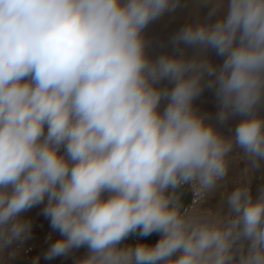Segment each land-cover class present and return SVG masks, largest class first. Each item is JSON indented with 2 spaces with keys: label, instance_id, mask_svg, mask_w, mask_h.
I'll use <instances>...</instances> for the list:
<instances>
[{
  "label": "clouds",
  "instance_id": "1",
  "mask_svg": "<svg viewBox=\"0 0 264 264\" xmlns=\"http://www.w3.org/2000/svg\"><path fill=\"white\" fill-rule=\"evenodd\" d=\"M174 7L0 0V250L28 238L21 213L47 199L43 215L61 234L49 260L86 246L77 264H264V192L254 201L236 187L227 215L181 212L175 196L190 183L202 199L226 174L233 147L193 109L205 75L218 121L245 117L235 144L264 158V118L255 115L264 100V0H228L215 23L173 37L226 57L218 69L197 57L146 56L143 29ZM164 78L174 81L170 91L155 86ZM137 232L162 235L122 246Z\"/></svg>",
  "mask_w": 264,
  "mask_h": 264
},
{
  "label": "rangeland",
  "instance_id": "2",
  "mask_svg": "<svg viewBox=\"0 0 264 264\" xmlns=\"http://www.w3.org/2000/svg\"><path fill=\"white\" fill-rule=\"evenodd\" d=\"M216 4H220V7L214 15L209 17V12ZM227 7L228 0H175L174 8L166 10L143 29L142 36L145 40L146 56L151 61L157 60L161 55L183 57L184 59L197 57L198 59L207 60L218 69L226 57L217 55L216 51L210 47L202 48L198 45H189L183 42L175 44L173 37L189 25L215 23L216 20L226 15ZM212 79L213 77L208 75L202 78L203 89L200 95L193 99L192 106L198 115L205 118L206 124H211L226 140H232L233 147L225 157L226 174L211 189L208 199L195 212L200 215L209 213L227 215L229 212L227 197L236 187H247L248 182L252 178H259L260 182L249 192L254 201L264 192V158L251 157L235 144V129L245 117L230 113L223 123L218 121L217 116L221 109V104L216 95L215 85L212 87L208 86ZM155 86L170 91L174 87V81L164 78L156 83ZM167 103L168 100L166 98L161 99L158 106V110L161 113ZM255 115L264 118V100L257 105ZM61 153H63V148ZM46 203L47 199H45L44 203L21 213L22 219L31 222L30 235L27 239L15 241L0 250V263L15 264V261L9 263L10 261L7 258V253L14 243H30L37 246L29 261L32 264H77V261L85 256L83 252L84 246H82L79 249L71 250L66 255L58 256L51 260L45 258L50 245L61 238V234L51 228L49 218L43 215L42 210ZM47 233L52 234L53 239L47 243H42L40 238ZM179 255L180 252H177L173 259Z\"/></svg>",
  "mask_w": 264,
  "mask_h": 264
},
{
  "label": "built area",
  "instance_id": "3",
  "mask_svg": "<svg viewBox=\"0 0 264 264\" xmlns=\"http://www.w3.org/2000/svg\"><path fill=\"white\" fill-rule=\"evenodd\" d=\"M259 182H260L259 178H252L247 184V188L249 189V191L252 190L255 187V185H257ZM180 188L185 192H187L189 196L188 201H186L183 204H180L181 212H184L185 210L195 212L208 199L209 192L211 191V190L207 191L202 199L197 200L194 189L192 188V185L190 183L184 184ZM161 235H162L161 233L155 232L153 241L147 244L155 245L158 242V240L161 238ZM52 239H53V235L47 233L40 238V241L42 243H47ZM138 243H142L138 232L129 235L124 241L121 242L122 246L125 245L135 246ZM36 247L37 246L35 244H30V243L28 244L14 243L7 253V258L11 262H14L16 260L29 261L32 258V255Z\"/></svg>",
  "mask_w": 264,
  "mask_h": 264
},
{
  "label": "crops",
  "instance_id": "4",
  "mask_svg": "<svg viewBox=\"0 0 264 264\" xmlns=\"http://www.w3.org/2000/svg\"><path fill=\"white\" fill-rule=\"evenodd\" d=\"M176 192L182 194V195L185 197V199L188 201L189 196H188V193H187V192H185L184 190H182L180 187H179L178 189H176ZM179 204H180V203H179ZM182 204H183V203H182ZM154 233H155V232H153L151 235H148V236H146V237H142V236H140V238H141V242H142V243H146V244L152 242L153 239H154ZM83 252H84L85 255L87 254L88 249H87L86 246H84V250H83Z\"/></svg>",
  "mask_w": 264,
  "mask_h": 264
},
{
  "label": "trees",
  "instance_id": "5",
  "mask_svg": "<svg viewBox=\"0 0 264 264\" xmlns=\"http://www.w3.org/2000/svg\"><path fill=\"white\" fill-rule=\"evenodd\" d=\"M175 196L178 198V202L180 204L185 203L187 201L185 197L180 193L175 192Z\"/></svg>",
  "mask_w": 264,
  "mask_h": 264
},
{
  "label": "bare ground",
  "instance_id": "6",
  "mask_svg": "<svg viewBox=\"0 0 264 264\" xmlns=\"http://www.w3.org/2000/svg\"><path fill=\"white\" fill-rule=\"evenodd\" d=\"M31 260V259H30ZM29 260V261H30ZM29 261H20V260H18V261H15V264H32V263H30ZM9 263H12L11 261L9 262ZM0 264H3V262H1Z\"/></svg>",
  "mask_w": 264,
  "mask_h": 264
}]
</instances>
